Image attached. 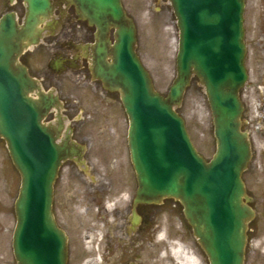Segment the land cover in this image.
<instances>
[{
	"label": "water",
	"instance_id": "water-1",
	"mask_svg": "<svg viewBox=\"0 0 264 264\" xmlns=\"http://www.w3.org/2000/svg\"><path fill=\"white\" fill-rule=\"evenodd\" d=\"M71 1L81 18L98 29L95 77L120 92L130 118L136 202L178 200L210 264H245L247 230L255 216L242 178L251 159L248 132L241 130L240 90L248 79L245 0H171L180 45L177 77L167 96L154 89L136 53V26L121 0ZM25 3L22 24L14 12L0 19V138L21 175L13 250L17 264H67V236L53 214V193L62 160L73 151L59 145L43 124L54 100L39 92L38 81L19 61L26 49L40 43V25L51 18L53 4ZM195 76L205 87L214 117L217 151L210 161L197 151L175 110ZM34 92L39 99L31 96Z\"/></svg>",
	"mask_w": 264,
	"mask_h": 264
},
{
	"label": "flooded vegetation",
	"instance_id": "flooded-vegetation-1",
	"mask_svg": "<svg viewBox=\"0 0 264 264\" xmlns=\"http://www.w3.org/2000/svg\"><path fill=\"white\" fill-rule=\"evenodd\" d=\"M20 2L23 4L22 0H17L15 6ZM53 2L60 27L52 36L56 41L52 46L64 53L56 52L50 60L47 66L52 72L50 76L43 68L34 67L28 52L21 56V61L29 73L41 81L43 89L55 91L62 102V107L49 111L43 122L52 129L60 145L73 151L62 163L54 185V213L68 237V264H145L140 245L144 243L149 206L137 205L139 219L133 227L137 181L129 166L124 167L123 156L128 161L130 156L128 143L119 144L114 139L113 132L121 138L123 132L116 130L110 113L118 95L105 90L91 73L96 30L79 18L70 0ZM259 2L264 9V0ZM6 3L9 5V0ZM18 8L22 11L21 6ZM57 40L62 44L58 46ZM64 73L80 88L97 95L90 107L84 104L79 90L66 92L61 88ZM84 93L89 92H81ZM117 114L119 118L121 112L118 110ZM95 138L101 142L96 149ZM102 141L106 144L115 141L117 155L106 159ZM251 204L256 216L249 225V245L257 237L262 217L260 203L255 197ZM121 246L124 249L132 246V249L120 250Z\"/></svg>",
	"mask_w": 264,
	"mask_h": 264
},
{
	"label": "rangeland",
	"instance_id": "rangeland-1",
	"mask_svg": "<svg viewBox=\"0 0 264 264\" xmlns=\"http://www.w3.org/2000/svg\"><path fill=\"white\" fill-rule=\"evenodd\" d=\"M124 6L137 26V52L149 70L155 88L163 94L169 92L170 85L176 77V56L179 44V29L174 10L169 0H123ZM21 6L22 11L18 8ZM10 5L6 0H0V16L8 10ZM14 9L19 10L20 18L24 13V5L20 2ZM58 41V40H57ZM55 39L47 37L35 51L29 52L32 64L37 69L43 68L50 76L47 68L51 59L52 43ZM245 42L247 44L246 66L249 79L242 88L240 96L244 105L242 115V130L248 131L252 140L253 159L243 177L249 195L260 203L262 217L256 239L249 246L246 264H264V121L261 107L264 104V9L259 0H247L245 10ZM62 42L58 41V46ZM51 48V50H50ZM59 47H55L57 52ZM61 52V50H59ZM54 76V75H53ZM63 90L78 92L85 105L90 107L97 95L91 94L89 89L80 88L68 74L61 77ZM75 88H77L75 90ZM81 92H89L81 94ZM117 100V99H116ZM111 113L113 124L121 129L123 137L115 135V140L127 144V117L119 101L112 104ZM86 106V107H87ZM118 110L121 112L118 118ZM178 111L185 118L190 136L197 149L211 159L217 147L214 135V123L211 108L204 87L198 80H193L187 89ZM116 112V113H115ZM127 122V123H126ZM92 127V125L90 126ZM258 140L262 143L258 147ZM94 149L100 145L95 138ZM105 144L106 159L117 155L118 148L115 141ZM124 167L133 168L128 159L123 156ZM124 174V172H123ZM21 177L12 163L5 142L0 139V264H17L12 247L13 231L16 225L15 201L18 197ZM147 211L146 231L144 243L140 246L145 264H163V256L172 260L170 244L174 239H183L193 248L201 264H209V259L194 236L192 228L187 223L183 207L173 199H165L160 205L149 207ZM156 233L157 237H156ZM163 236V237H162ZM260 239V242L258 241ZM261 243V244H260ZM121 246L120 250H130Z\"/></svg>",
	"mask_w": 264,
	"mask_h": 264
},
{
	"label": "bare ground",
	"instance_id": "bare-ground-1",
	"mask_svg": "<svg viewBox=\"0 0 264 264\" xmlns=\"http://www.w3.org/2000/svg\"><path fill=\"white\" fill-rule=\"evenodd\" d=\"M261 110L263 112L262 114H264V104L261 107ZM262 120L264 121V117H262ZM257 143L258 147L262 144L259 140ZM170 252L177 264H201V261L193 248L183 239L173 240L170 244ZM163 261L164 264H175L172 260H168L166 256H163Z\"/></svg>",
	"mask_w": 264,
	"mask_h": 264
}]
</instances>
